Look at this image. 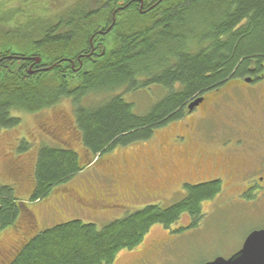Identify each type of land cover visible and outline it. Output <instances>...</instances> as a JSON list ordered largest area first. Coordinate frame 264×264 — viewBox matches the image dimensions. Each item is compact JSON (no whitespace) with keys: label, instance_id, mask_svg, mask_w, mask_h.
<instances>
[{"label":"trees","instance_id":"16d2710c","mask_svg":"<svg viewBox=\"0 0 264 264\" xmlns=\"http://www.w3.org/2000/svg\"><path fill=\"white\" fill-rule=\"evenodd\" d=\"M5 1L0 0V130L20 124L13 110L31 113L68 99L91 155L87 162L67 146L39 147L31 202L97 156L149 137L194 97L263 68L264 0H161L151 9L158 0H147L143 13L138 0H78L56 15L45 5ZM91 48L96 55H88ZM152 86L163 96L136 114L123 94ZM19 142L17 151H25L26 140ZM221 189L219 180L188 185L179 200L147 204L100 228L81 220L55 224L28 237L7 264H112L155 225L178 232L196 227L203 203ZM20 204L13 186L0 182V231L14 224ZM183 216L189 222L179 225Z\"/></svg>","mask_w":264,"mask_h":264},{"label":"rangeland","instance_id":"374dc122","mask_svg":"<svg viewBox=\"0 0 264 264\" xmlns=\"http://www.w3.org/2000/svg\"><path fill=\"white\" fill-rule=\"evenodd\" d=\"M76 1L5 2L11 6L21 2H26L29 7L45 5L48 12L56 15ZM81 1L87 3L91 0ZM237 83L239 81L233 80L222 88L224 96L216 112L212 117L198 120L197 135L207 134V137L214 139L208 138L207 141L213 146L207 144L204 152L214 150L216 156L228 155L231 169L240 172L241 168L254 164L255 154L264 156V98H261L256 87L249 88L248 92ZM163 93L160 87L152 86L138 92H127L123 96L132 103L133 111L141 114L147 112ZM209 94L206 96L209 97ZM12 115L19 117L21 122L13 128L0 130V182L13 186L21 204L14 224L0 231V264L10 261L28 237L44 228L70 220L93 223L100 228L148 203L165 206L183 195L182 188L178 189L175 185L168 187L162 195L151 198L147 196L149 194L146 197L137 195L136 199H132L135 195L124 198L119 195V190L123 195V192L138 191L133 186L139 188L137 183L139 185L142 181H147L145 186L157 184L154 177H147L145 157L151 155L158 174L166 170V164L156 160L157 150L161 146L155 143L161 137L173 138L177 133L182 134L185 118L158 126L149 137L117 145L111 151L97 156L68 182L53 187L45 198L31 202L33 166L39 147L55 144L67 146L76 150L81 160L87 162L91 161V155L81 144L68 99L31 113L13 110ZM22 139L26 140L28 147L19 152L17 145ZM237 142L239 145L234 150H225L234 147ZM122 153L134 155L132 164L138 179L135 183L116 175L119 172V155ZM242 189L241 184L224 181L220 193L211 202L203 203L204 216L196 227L178 232L155 225L136 248L120 251L112 264H129L146 259L149 250L152 252L148 256L154 264H202L216 256H230L238 250L246 234L264 228V188L253 198L250 195L249 199L239 200ZM188 222V218L183 216L178 224L185 225Z\"/></svg>","mask_w":264,"mask_h":264},{"label":"flooded vegetation","instance_id":"af4514ba","mask_svg":"<svg viewBox=\"0 0 264 264\" xmlns=\"http://www.w3.org/2000/svg\"><path fill=\"white\" fill-rule=\"evenodd\" d=\"M160 1L161 0H158L154 3L149 2L150 6L148 7V9L156 7V5ZM145 2H147V0H138L139 10L142 13L147 10ZM144 7L145 9H143ZM114 15L115 12L114 14H112V23H111L112 26L114 24ZM109 30L110 29L108 27L106 31ZM94 53H95L94 48H91L90 54L88 55L90 56ZM101 54L103 55V51H101ZM94 55H96V53ZM32 58L33 57H30V59ZM239 81L240 83H237V85L241 84L242 89H244V91L248 90L249 92V88L256 87V89L259 91V95L261 96V98H264V64L261 72L244 75L239 79ZM220 92H222V89L220 91L219 89L213 90L205 93L202 96L194 97V98L199 97L202 100L192 109H189L187 105L194 98L183 105L181 114L178 117H176V119L174 120L185 118L182 123L183 125L182 130L184 132L182 134L177 133L176 135L173 136V138L172 137L170 138L168 136L167 138L161 137L160 141L158 143H155L156 146H161L160 150H157L156 160L164 162L167 166L166 170L158 174L155 164L153 163L150 157L151 155L148 154L147 157H145V164H147V177H154L153 179H155L157 184L151 186H145L147 184V181H142L139 185L137 183V186L139 188L133 186V188L137 189L138 191L133 190L132 192L129 193L123 192L122 195L121 191L119 190V195L121 197L125 198L130 195L132 196L135 195V197L132 199H136L138 198L137 195L146 197V195L149 194L147 196L151 198L153 196L162 195L164 192H167L166 190L171 185L177 186L178 189L182 188L184 195L185 186L195 185L203 182H211L216 180L221 181V184H223L224 181H229V180L232 183L235 182V185L241 184V187L243 189L238 195L239 200L249 199L250 195H252L250 198H253V196H255L257 193H259V191L262 188H264V174H263L264 156L263 155L255 154V160L253 165H250L249 167H243L240 170L237 169L240 172H236L233 169H231L228 155H220V157L216 156L214 150L213 151L209 150L211 147L208 148L209 151H205L206 153L204 152V150L207 149L208 146L210 145L213 146V145L209 141H207L209 140L208 138H211V137H207L206 136L207 134L205 136L197 135L198 134L197 122L199 119L212 117L213 113L216 112L217 107L219 105L218 103L224 96V92L219 94ZM208 93H210L209 97L206 96V94ZM164 134H166V132ZM158 140L159 139H157V141ZM211 140L214 141V139L212 138ZM238 145L239 142L234 144V147L225 148V150L232 151ZM177 149H179L178 153H177ZM133 159H134V155H126L124 153L119 155L118 164H117L119 168L118 170L119 172H116V175L122 178H126L131 182L135 183L137 182L138 179H137V172L135 171L136 169L133 167L134 163L132 164ZM157 177L158 179H156ZM149 187H152V189H149ZM212 200L209 201L211 202ZM242 243L240 247L242 246ZM151 252L152 250H149L147 252L146 259H140L137 261L135 260L129 264H154L152 258L148 256V254H150ZM205 262H203L202 264H204ZM7 263L8 262H5L4 264Z\"/></svg>","mask_w":264,"mask_h":264},{"label":"water","instance_id":"95a60500","mask_svg":"<svg viewBox=\"0 0 264 264\" xmlns=\"http://www.w3.org/2000/svg\"><path fill=\"white\" fill-rule=\"evenodd\" d=\"M111 26L112 24L109 26V29ZM32 59H34L36 63L40 61L39 57H33ZM49 68L50 67H46L43 70H48ZM201 100L202 99L199 97L194 98L188 103L187 107L192 109L201 102ZM204 264H264V228L250 231L245 236L240 249L229 257L224 258L222 256H217Z\"/></svg>","mask_w":264,"mask_h":264}]
</instances>
